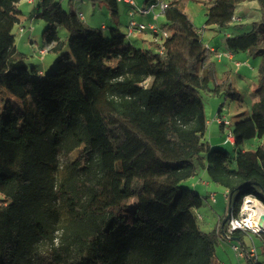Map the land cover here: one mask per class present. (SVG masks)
Returning a JSON list of instances; mask_svg holds the SVG:
<instances>
[{
  "label": "trees",
  "instance_id": "trees-1",
  "mask_svg": "<svg viewBox=\"0 0 264 264\" xmlns=\"http://www.w3.org/2000/svg\"><path fill=\"white\" fill-rule=\"evenodd\" d=\"M21 1L0 0V264H212L216 236L244 246L249 232L229 233V211L214 232L202 230L196 209L206 197L184 183L207 173L228 206L233 194L230 216L248 195L264 204V0H188L204 3L205 28L230 33L227 50L262 58L257 102L232 130L235 168L228 151L204 139L200 94L240 96L180 0L162 12L167 37L148 30L149 50L117 27L106 37L109 28L92 27L58 0H39L43 49L61 64L49 74L17 47ZM101 1L115 19L123 1ZM250 2L260 19L242 24L237 10ZM252 139L259 145L244 151ZM244 251L249 264H261Z\"/></svg>",
  "mask_w": 264,
  "mask_h": 264
},
{
  "label": "rangeland",
  "instance_id": "rangeland-1",
  "mask_svg": "<svg viewBox=\"0 0 264 264\" xmlns=\"http://www.w3.org/2000/svg\"><path fill=\"white\" fill-rule=\"evenodd\" d=\"M32 1L35 4H33ZM58 1L61 2L65 11H73L76 13L82 12V15H85L89 24L92 26L94 25L93 27H101V25L106 21V16L108 17V20L113 19L112 14L103 5L101 0ZM170 1L173 0H161L163 3H168ZM180 1L183 11L189 16L196 27L201 30L206 45L210 48H218V54L215 57V62L219 76L222 77L223 73L231 72L232 85L240 96L239 100H232L231 98L225 97L224 93L221 95H212L201 92L200 94L204 103L206 119L208 122V128L204 139L205 141L213 144V146H218L228 151L230 155V164L233 168H235V156L238 147L236 145L230 144L227 140V136L229 135L230 131L234 129V126L237 122L248 119L251 115V107L257 101L255 95L256 88L258 87L261 79L259 66L261 64L262 58L253 57L248 52H239L236 54V59L230 61L228 59L230 56L227 53L225 46L227 34L223 31H220L216 26H207L205 28L207 10L204 3L190 2L188 0ZM38 2L39 0H23L19 3V9L23 11V15L21 16V23L16 26L14 33L16 34V44L19 51L26 55V63L29 66L35 67L37 69L39 68L40 70L43 68L46 71L44 73L49 74L60 67L61 64L58 62V56L56 54L48 52H46L44 55L41 54V48L43 47L42 37L45 29L47 28V24L44 21L35 18V8L37 7ZM246 4L254 6L251 19L252 21H258L261 16L258 4ZM130 8L131 12H134L135 14L134 17L130 15L128 12L129 8L124 5V3L119 4V12L115 17L118 19V21L120 20V27L123 33L128 35V42L133 43L139 48L149 50L152 48L151 43H138V40L135 39V37L138 35V33L144 34L149 33L150 31L147 30L146 32H140L139 30H133V34L129 35L128 31L131 21L135 20L138 22L144 17V15L140 14L137 9L132 8L131 6ZM160 12L161 11L159 9L155 10V13L158 14L159 20L152 22L161 29V34L163 35V30L165 29L162 28L163 25H166L167 21L165 16L161 15ZM93 19L95 20L92 23ZM245 23H248V21ZM166 30L170 33L172 31L169 27H167ZM59 33L62 40H66L69 36V33L65 28L59 29ZM109 35L110 28L106 30V37ZM151 40L154 42L153 35H151ZM67 51H69L68 47H66L62 52ZM44 56L45 58L43 60ZM43 64H45V67H43ZM211 86H214L213 82ZM0 97L1 99L5 100V97H7V93L2 87H0ZM11 98L13 102H20L13 97ZM22 108L23 106L19 104L18 109L21 110ZM220 110L222 120L230 122V126H228V128H226L224 131L221 130L220 123L217 120ZM258 145V139H252L246 141L245 143V147L249 150H255ZM202 179L209 182L207 173L201 172L194 179L185 182L184 185L192 187V184H199ZM209 192L216 193L214 194L217 196L216 201L214 197L208 196ZM200 193L207 198L204 200V204L199 209H196V213L200 217L198 220L199 224L203 231L214 232L219 220L225 219L229 210L228 202L225 200L226 191L222 187L211 183L208 190L205 188H200ZM2 200H5V197L0 194V201ZM241 238L246 250L248 249L249 251L251 249H256L259 255V263L264 264V239L262 238V235L249 231V233H242ZM244 246H242V242L238 238H234L232 236H229L228 238L216 236L212 264H249L248 260L244 256Z\"/></svg>",
  "mask_w": 264,
  "mask_h": 264
},
{
  "label": "built area",
  "instance_id": "built-area-1",
  "mask_svg": "<svg viewBox=\"0 0 264 264\" xmlns=\"http://www.w3.org/2000/svg\"><path fill=\"white\" fill-rule=\"evenodd\" d=\"M122 1H125L128 4H130L133 8L137 9L138 12L142 15L154 13L156 9H159L161 12H164L167 9V3H163L161 1H158L155 4L150 5V6L145 5L142 8L141 7L138 8L133 0H122ZM130 15L134 17L135 14L134 12H131ZM237 20H240V19H237ZM133 30H137V31L139 30L140 32H146L147 30H150V31L157 33L158 31H160V28L154 24L144 25V24L136 22L135 20H132L129 26V31H128L129 35L133 34ZM163 36L167 37L168 34L166 32H163ZM46 52L47 51L45 49L41 50L42 55H44ZM217 120L219 121L220 125H224L225 129L228 128V126H230V122L223 121L222 118L219 116L217 117ZM227 140L229 141L235 140L232 130L227 136ZM212 197H214V195ZM258 206L264 207V204L257 196L255 195L246 196L243 199L242 205L239 210V214L238 215L232 214L229 218V222L227 226L229 233L231 234L236 231H248V232L250 231L256 234H260L257 231V228L253 227L252 224L249 223L248 221L249 217L252 216L254 218V215H251V213H253L254 209H256ZM250 252H251L252 257H257L256 249H251Z\"/></svg>",
  "mask_w": 264,
  "mask_h": 264
},
{
  "label": "crops",
  "instance_id": "crops-1",
  "mask_svg": "<svg viewBox=\"0 0 264 264\" xmlns=\"http://www.w3.org/2000/svg\"><path fill=\"white\" fill-rule=\"evenodd\" d=\"M134 2H135V4H136V6L138 7V6H140V7H142V6H145V3H144V1L143 0H137V1H135V0H133ZM161 1V0H160ZM33 2V1H32ZM120 3H124V5H126L128 8H129V13H131V8H130V4H128L127 2H125V1H123V2H120ZM250 3H255V2H250ZM33 4H35L34 2H33ZM103 5H104V3H103ZM105 6V5H104ZM139 8V7H138ZM36 9V8H35ZM253 9H254V6H250V5H248V4H246V3H243L242 5H240L239 6V8H238V10H237V14H238V16H240L241 17V21H240V23H242V24H251L252 22H254V21H252V11H253ZM81 14H83L82 12H81ZM160 14L161 15H164L162 12H160ZM147 19H146V18ZM88 24H89V22H88V20H87V18L85 17V15H83V17H82ZM158 18V19H157ZM94 20L95 19H93V21H92V23L94 22ZM159 20V17H158V14H156L155 12L154 13H150V14H146V15H144V17L141 19V20H139L138 22L139 23H141V24H144V25H148V24H154L152 21H158ZM246 21H248V23H245ZM109 22V23H108ZM89 25H91V24H89ZM92 26V25H91ZM94 26V25H93ZM92 26V27H93ZM109 26L111 27H117V28H119V29H121V24H120V20L118 21V19L117 18H113V19H110V20H108V17L106 16V21L101 25V27H97V28H104V29H106V28H109ZM227 35H226V37L230 34V33H226ZM135 39H137L138 41V43L139 42H142V43H147V44H149V43H152V40H151V34L149 35V33H138V35H136V37H135ZM212 49L213 50H217L218 48L217 47H212ZM41 50H44L43 49V47L41 48ZM226 51H227V53L229 54V56L230 57H228V59L231 61V60H235L236 59V54L237 53H233V52H230L229 50H227V48H226ZM48 54V53H47ZM46 54V55H47ZM45 55V56H46ZM250 55V54H249ZM45 56L43 57V60H44V58H45ZM237 64H239V63H237ZM240 66H241V64H240ZM239 66V67H240ZM43 67H45V64H43ZM41 72L44 74V72H46L45 71V69H43V68H41ZM259 87H260V82H259V85H258V87L256 88V95H255V98H256V100H257V91L259 90ZM257 102V101H256ZM255 102V103H256ZM254 103V104H255ZM253 104V105H254ZM253 105H252V107H253ZM252 107H251V111H252ZM251 114V113H250ZM221 127V126H220ZM221 130L222 131H224L222 128H221ZM229 141V140H228ZM229 143L230 144H233V145H235V140L234 141H229ZM246 143V142H245ZM245 143L241 146L242 147V149L244 150V151H248L249 149H247L246 147H245ZM213 145V144H212ZM216 147H218V146H216ZM195 178V177H194ZM194 178H192V179H194ZM191 179V180H192ZM210 182H208V181H205L204 179H202L200 182H199V184H192L193 186L191 187L192 189H194V190H196V191H198L199 193H200V188H205V189H207L208 190V188H210ZM201 194V193H200ZM209 195V197L211 196H213L214 194H216V193H213V192H209L208 193ZM226 195V194H225ZM207 198V197H206ZM214 198H215V201H216V199H217V196H215L214 195ZM225 200H228V198H227V195H226V198H225Z\"/></svg>",
  "mask_w": 264,
  "mask_h": 264
},
{
  "label": "bare ground",
  "instance_id": "bare-ground-1",
  "mask_svg": "<svg viewBox=\"0 0 264 264\" xmlns=\"http://www.w3.org/2000/svg\"><path fill=\"white\" fill-rule=\"evenodd\" d=\"M253 213L251 215H254V218L249 217V223L256 227L258 232H264V207L258 206Z\"/></svg>",
  "mask_w": 264,
  "mask_h": 264
},
{
  "label": "water",
  "instance_id": "water-1",
  "mask_svg": "<svg viewBox=\"0 0 264 264\" xmlns=\"http://www.w3.org/2000/svg\"><path fill=\"white\" fill-rule=\"evenodd\" d=\"M232 204H233V194H230V196H229V210H228L229 214H228L226 220H229V218H230V211L232 208ZM259 233H260V235H264V232H259Z\"/></svg>",
  "mask_w": 264,
  "mask_h": 264
}]
</instances>
